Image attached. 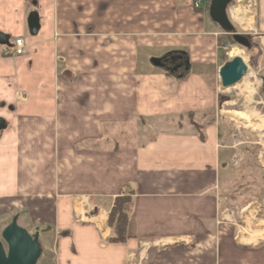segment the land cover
I'll list each match as a JSON object with an SVG mask.
<instances>
[{
  "label": "crops",
  "instance_id": "1",
  "mask_svg": "<svg viewBox=\"0 0 264 264\" xmlns=\"http://www.w3.org/2000/svg\"><path fill=\"white\" fill-rule=\"evenodd\" d=\"M206 6L193 0H0V23L16 18L28 30V16L37 11L36 37L49 26L26 50L50 47L53 84L35 82L0 95L12 115L0 134V200L18 210L14 218L23 216L27 231L52 228L45 248L40 235L48 264H264V233L250 229L264 222V197L241 213L223 206L238 198L223 193L226 186L250 182L236 170L249 151L230 144L229 123L219 116L212 81L232 58L222 52L225 33ZM170 53L186 54L190 69L184 64L170 72L153 64ZM187 115L197 128L181 125L138 144L117 138L133 119ZM118 197L131 199L128 239L112 244L108 218Z\"/></svg>",
  "mask_w": 264,
  "mask_h": 264
},
{
  "label": "rangeland",
  "instance_id": "2",
  "mask_svg": "<svg viewBox=\"0 0 264 264\" xmlns=\"http://www.w3.org/2000/svg\"><path fill=\"white\" fill-rule=\"evenodd\" d=\"M179 1L181 3V0ZM185 1H189L190 3H192V0ZM239 1L240 0H237L232 6H230V8L228 9L229 14L232 9L238 6L247 8L253 14L255 28L244 31L233 20L232 22L234 26L236 25L235 27L237 32L243 34L251 33L252 36L250 35L249 37L253 38L254 44L257 45V48L260 49L261 47H263L262 43H264V0H252L253 4H250L248 2L249 0H242L241 2ZM12 20H14L13 23H11L12 21L5 23H3L4 21L1 22L0 32H2V30L7 29L10 31L12 40L22 37V39L25 40L27 45L40 41L41 38H43V31L49 30V26L48 29L43 28L42 33L38 38L33 37L30 35L27 28H25V23H18L19 20H17L16 18H13ZM114 26L115 25H113V27ZM156 27L157 26H155V29L157 30ZM138 28L143 29L145 28V26L139 25ZM169 28L170 30H172L173 26ZM133 34L142 35L143 32ZM153 35H155V33L149 34V36ZM222 42L224 46H227L226 49L222 50L223 53H227L229 57L231 56V58L236 57L238 55L246 57V64L252 67L250 50H246L238 45H235L230 35L224 36ZM49 48V46H35L32 47L30 50L27 49L26 54L24 56L14 57L7 55L8 47L0 46V95L4 96L8 94L10 96H13L14 92L17 89L23 90L25 87L30 88L35 82L43 81L46 84H53L54 66L52 65V55L50 54ZM36 50L38 55L33 53ZM160 51L163 50H155V53L158 54L157 52ZM20 57L23 58L20 59ZM212 82L215 84L214 87L218 90V110L222 113V115L219 116L224 117L229 123L227 129H229L228 131L231 134V138L229 139L230 144H233L235 142L242 143L240 146V150L242 152H245V150L249 151L247 157L238 166V168H236V170L237 177L248 176L250 177V180L248 178L246 181L249 180L250 182L244 183L242 182V180H239L237 184H232L231 187L226 186L225 191H223V193L227 192L229 195H234L238 197L235 201L230 200V204H227L228 202L226 201L223 202V206H225V208L231 211L233 210L241 213V208L245 204L247 206L248 202H255V198L264 197V130L253 131L251 129H248L246 127V124H244L243 121L237 119L234 114L237 111L245 110L246 107H252L255 108L258 112H260V114L264 117V105L259 104V97L255 95L256 92H254V101L252 103H249L247 101L248 96L244 95L245 93L241 92V88V90L238 88L224 89L221 85L220 77L217 80L214 79ZM247 82H252V80L248 78ZM4 105L6 108H4ZM8 112L9 110L7 104L0 100V117L5 118L10 126L12 121V115H9ZM210 118L211 117H209L208 120L212 119ZM199 121L200 120H198V122ZM220 122L222 123L223 120L221 119ZM181 125L184 127L192 125V123L187 116L183 117L181 120L179 119V117L157 118L155 120L144 121L139 119H133L129 124L123 125L122 128L118 129L119 132L117 138L121 141L122 144H138L140 142L147 141L148 138L159 132H165L168 130L178 131ZM233 135H235V137ZM0 204L5 205L0 207L1 232L9 224H11L15 215L19 216V213L18 210L13 211L14 208L11 207L9 202L4 203L0 200ZM236 206L240 209L238 210ZM246 211L245 213H248ZM238 212L236 214H238ZM94 215H96V213L93 214V216ZM238 216L239 214L235 218L237 220V223H239L240 226L245 227L246 225L244 223H246V220H241V218H239ZM25 217L27 218V216ZM261 217L264 218V215H261L259 219H261ZM103 222H105L103 217H100L97 221L98 225ZM18 225L24 229L26 228L23 216H21V218L18 220ZM260 225L261 226H257L256 228L252 225L250 229H252V231L257 230L256 235H259V229H262L264 227V222H261ZM30 228L32 227L30 226ZM28 232L31 235H34L35 229H31V231ZM47 235L43 234L42 237L44 248L47 247L48 244V242L46 241ZM48 253V249H45L43 252V254L45 255L42 254V257L40 258L37 264H48Z\"/></svg>",
  "mask_w": 264,
  "mask_h": 264
},
{
  "label": "water",
  "instance_id": "3",
  "mask_svg": "<svg viewBox=\"0 0 264 264\" xmlns=\"http://www.w3.org/2000/svg\"><path fill=\"white\" fill-rule=\"evenodd\" d=\"M234 0H211L209 5L210 19L217 24L226 35H230L232 40L240 47L246 50L252 49L251 41L243 34L239 33L234 26L230 14L229 6ZM27 26L31 36L36 37L41 30L40 15L37 11H32L27 19ZM12 37L0 32V46L12 47ZM184 59L186 70L190 69L189 60L184 53H170L161 59H154L153 64L158 68L170 71L167 66L170 60ZM248 66L241 57H233L219 71L221 85L224 89H230L239 84L247 75ZM9 127L8 121L0 117V134ZM52 231L51 227L35 229V234L31 235L26 229L18 225V217H15L11 224L2 232L0 241V264H37L42 257L43 248L40 242V235Z\"/></svg>",
  "mask_w": 264,
  "mask_h": 264
},
{
  "label": "bare ground",
  "instance_id": "4",
  "mask_svg": "<svg viewBox=\"0 0 264 264\" xmlns=\"http://www.w3.org/2000/svg\"><path fill=\"white\" fill-rule=\"evenodd\" d=\"M232 17L235 21H237L238 23L241 24V26H242L241 29H243L244 31L245 30H251V29L255 28L253 14L247 8H243L242 6H238L234 9H232ZM236 57H241L245 63L247 61L246 57H243L240 55H238ZM248 78L249 77L246 75V77L239 84H237L236 86H234L232 88H234V89H237V88L240 89L241 88L242 89V90L240 89L241 92L245 93L244 95L248 96L247 101L249 103H252L254 101V92H256V88H255L256 83H255V81L248 83L247 82ZM234 115L236 116L237 119H239L240 121H243L244 124H246V127L248 129H251L253 131L264 130V117L255 108L246 107L245 110L237 111V112H235ZM77 207H78V211L81 213V209H80L81 206L78 205ZM105 225H106V221L99 224V226L102 230H105V228H106ZM259 230H261L260 234L264 233V227L262 229H259ZM251 233L253 235H256L257 230H253V232H251Z\"/></svg>",
  "mask_w": 264,
  "mask_h": 264
},
{
  "label": "trees",
  "instance_id": "5",
  "mask_svg": "<svg viewBox=\"0 0 264 264\" xmlns=\"http://www.w3.org/2000/svg\"><path fill=\"white\" fill-rule=\"evenodd\" d=\"M193 1L195 5L198 0H193ZM235 2L236 0L233 1V3L230 6H232ZM209 5H210V1L207 2V6H206V11L208 13H209ZM222 41L223 40H221V43L223 44ZM234 44L237 45L235 42ZM250 54H251V64L252 66H256L261 55V52L259 48H257V45L253 44L252 49L250 50ZM187 117L190 119L192 125L196 127L197 124L195 123L194 115H187ZM182 118L183 117H179L180 120ZM130 201H131L130 197H118L115 199L113 207L110 210L109 219H108V225L113 231H112V235L108 238L107 242L112 244H119V243H125L127 241L128 239L127 228L129 222L127 205L130 203Z\"/></svg>",
  "mask_w": 264,
  "mask_h": 264
},
{
  "label": "built area",
  "instance_id": "6",
  "mask_svg": "<svg viewBox=\"0 0 264 264\" xmlns=\"http://www.w3.org/2000/svg\"><path fill=\"white\" fill-rule=\"evenodd\" d=\"M206 1L211 0H198L196 2V7L200 8L202 3ZM240 0L239 2H241ZM250 4H252V0L248 1ZM230 18L233 20L239 27L242 28L241 24L235 21L232 17V11H230ZM12 47L8 48L7 55L19 57L26 54V43L22 38H16L15 40L11 41ZM262 46L259 50L261 52L260 58L257 62L256 66H248V72L247 76L256 83V96L259 97V104L264 105V43H262ZM264 167V164H263Z\"/></svg>",
  "mask_w": 264,
  "mask_h": 264
},
{
  "label": "flooded vegetation",
  "instance_id": "7",
  "mask_svg": "<svg viewBox=\"0 0 264 264\" xmlns=\"http://www.w3.org/2000/svg\"><path fill=\"white\" fill-rule=\"evenodd\" d=\"M253 4V3H252ZM250 41H251V43H252V45L254 44V42H253V38H251V37H249L250 35L252 36V34L250 33V34H244ZM260 39V38H259ZM185 60L184 59H182V60H179L178 59V56H176L175 57V60H170V62H169V64L167 65V66H169L170 67V72H178V71H180V70H182V69H184L185 67H184V64H185V62H184ZM4 230V229H3ZM3 230L0 232V241H2L3 243H4V246H5V248L7 249V246H6V244H5V242L3 241V239H2V232H3Z\"/></svg>",
  "mask_w": 264,
  "mask_h": 264
}]
</instances>
